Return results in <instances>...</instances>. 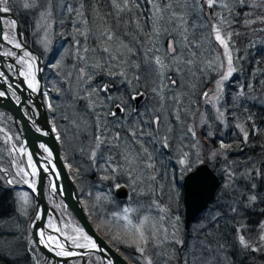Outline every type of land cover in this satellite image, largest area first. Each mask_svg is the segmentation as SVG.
I'll return each mask as SVG.
<instances>
[{
  "label": "snow or ice",
  "instance_id": "obj_1",
  "mask_svg": "<svg viewBox=\"0 0 264 264\" xmlns=\"http://www.w3.org/2000/svg\"><path fill=\"white\" fill-rule=\"evenodd\" d=\"M146 2L151 5L148 31H145V24L140 17L135 16V10L140 7L138 0H91V4L87 6L85 0H78V7L71 0H60V14L63 15L66 8L70 17L75 16L71 20L74 55L80 66L77 68L74 65L68 77L75 74L73 99L85 102V115L71 122L78 131L88 133V143L81 151L88 155L94 167H101L106 173H110L103 175L101 179L117 180L120 176L127 175L128 186L133 193L145 194L142 185L147 184V192L153 197L167 195L164 203L154 198L148 206L149 214L138 217L136 221L131 214L137 209L125 207L122 213H113L118 232L112 239L134 246L142 257L141 264H160L161 260L163 264H172L177 249L188 244L181 234L180 216L172 214L173 204L177 202L179 195L177 185L187 188L188 182L199 172V165L214 162L217 157L222 156L225 164L221 172L225 182L216 205L219 211L205 218L194 230V238L188 245L184 264H231L228 252L230 248H238L245 253L264 252V220L259 222L255 236L249 234L252 230L247 228L246 221L240 223L236 220L237 216L247 213L257 202L264 203V193L260 191V186L264 185V151L259 159L247 157L242 171L235 166L239 161H229L227 157L228 152L234 148L242 152L243 146L248 145V125H251L252 135L261 132L250 108L245 105L259 104L264 108V79H257L258 76H264V69H254L252 79L239 83L231 94L232 107L237 111L243 109L242 115L245 116L244 121L235 125L242 140L234 145L221 139L218 147L208 150L204 159V142L197 134L196 121L198 117L199 125H203L207 120L194 98L199 97L205 106L212 105L216 111L215 119L221 124L226 123L225 113L231 109L221 111L218 105L225 96L227 83L244 71L238 65L247 58L233 55L238 49L235 48L232 36L239 33L227 29L236 23V7L241 10L249 9L244 13L246 28L257 23L264 24V0ZM10 3L12 0H0V13L12 11ZM101 3L109 5L111 11H102L98 7ZM22 6L24 9L39 10L37 27L45 33L42 43L47 48L50 43L47 37L57 22L53 14L54 0H23ZM205 6L209 9L207 16L204 14ZM217 8L220 9L219 12L212 11ZM225 11L227 16L224 15ZM123 14H128L130 19L124 20ZM110 18L116 20L115 26L110 23ZM163 22L168 27H162ZM10 23L15 28L16 22ZM59 23L62 25L63 20ZM121 23L125 29L131 25L135 31L121 32ZM252 31L264 32V28ZM197 32H201V36L198 37ZM162 36H171V39L161 42ZM90 38L93 39V47L88 46ZM4 39L13 43L8 34H5ZM213 39L223 47L222 55L219 52L212 55L215 51L211 47ZM163 44H167V47L164 48ZM14 47L20 48L21 44L16 42ZM5 55L13 56L15 53L8 51ZM24 57L27 59L22 57L18 60V63L26 67V71H21L20 75L35 92L38 90L33 72L36 58L27 51ZM62 62V59L57 60L53 68L60 67ZM209 72L216 74L215 83L211 89L204 91L200 89V85ZM169 73H174L179 80ZM177 87L179 91H176ZM168 92L173 95H167ZM5 95V92L0 91V97ZM169 117H174L179 122L178 137L174 136L176 128ZM261 122L264 123V120ZM113 128L126 131L131 139L122 140L120 131L113 134ZM55 130L54 127L53 131ZM214 136L213 131H208L205 139H212ZM134 145H139V150ZM105 147L120 149L118 155L122 163L113 164L111 155L103 157L101 149ZM260 147L264 149V145ZM41 148L51 156L43 144ZM98 154L101 155L103 164H97ZM28 159L31 161L30 155ZM170 165L173 167L171 178L168 171ZM176 165L179 166L180 178L184 182L182 185L181 180L176 179ZM32 167L31 175L34 176L36 170L34 165ZM28 175L24 167L16 172V176L26 184L30 183L25 179ZM238 181H244L243 190L237 188ZM15 182V177L8 180V184ZM30 186L35 189L34 182ZM122 187L124 186L120 183L115 184L116 189ZM152 209H156L158 215H151ZM261 215H264V210ZM49 226H52L51 223ZM78 231L82 233L83 230ZM40 236L43 243L44 233L41 232ZM48 239L51 240L52 237L49 236ZM69 239L78 247H96L95 242L87 236H83V239L88 243L83 245L77 243L75 238ZM58 246L61 250L57 255H72L63 249V245ZM168 247L172 248L171 253L166 251ZM150 250L155 252L156 259L149 254Z\"/></svg>",
  "mask_w": 264,
  "mask_h": 264
},
{
  "label": "rangeland",
  "instance_id": "obj_2",
  "mask_svg": "<svg viewBox=\"0 0 264 264\" xmlns=\"http://www.w3.org/2000/svg\"><path fill=\"white\" fill-rule=\"evenodd\" d=\"M16 6L18 9H22V12L24 14H27L29 16V19L31 21L30 24V37L33 40L35 46L44 54L43 61L45 57H49V54L51 53V50L53 46L55 45V24L53 26V29L51 30L49 36L47 37L50 43L48 44V47L46 48L42 41L45 39V33L43 30L39 29L37 27V21L39 18V10L38 9H24L22 4L23 0H16ZM146 1V0H145ZM148 4V3H147ZM149 5V15L151 12V5ZM54 7L58 8V4H56V0H54ZM110 11V8L108 9ZM213 12L215 11L212 10ZM219 8L217 12H219ZM54 14V10H53ZM204 14L207 16L209 14V9L205 6L204 7ZM26 16V15H25ZM55 18V17H54ZM29 21V22H30ZM143 24H145V31H148L150 29V24L148 21H143ZM162 27H168L166 22L162 23ZM124 30H128L130 32H134V27L125 29V26L123 29H121V32ZM70 35L69 41L65 40L66 36ZM63 31L62 35L59 38V45H61L60 50L55 55L54 61L46 65V68H49V85L46 86L43 79L44 84V98L46 101L47 110L49 112L50 120L52 122L53 128L55 127V134L57 137L59 136V145H60V151L63 161L66 164V167L68 171L70 172L74 183L76 185V189L81 197V201L83 206L85 207L86 211L88 212V215L95 225L97 231L101 233L104 238L110 242L116 249H118L130 262L134 264H141L142 257H140V253L137 252L136 248L134 246H129L128 243L124 242H118L116 240L112 239L113 235H116L118 232L117 227V221L113 218V213H122V210L125 207H131L133 209H137L135 213H132V219L134 221L137 220L138 217L143 216L145 214H149V204L151 201L156 198L159 199L161 203H164L167 201V195L164 196H157L153 197L152 194L147 192V184L142 185V187L145 188V194L143 195H137L133 193L132 188L129 187V180L127 175L120 176L117 180H103L101 177L106 173L101 167H94L92 165V162L88 159V155L81 151L83 147H85L88 143V133L78 131L75 126L71 123L73 120H78L79 117H82L85 115V102L84 101H78L73 99V95L76 88V80H75V74L71 78L68 77V73L70 71H73V66L76 65L78 68L80 65L75 60V46H74V40H73V32L71 34H67ZM197 36H201V32H197ZM161 42H163L165 39H171V36L168 37H161ZM81 43L83 46V38H81ZM88 46L93 47L94 42L93 39L88 40ZM163 47L166 48L167 44H163ZM207 47V44L205 45ZM212 49L215 51L212 52V55H215L216 52H219L221 55L223 54V47L219 45L218 42L212 41L211 44ZM3 49L6 50V47L4 46ZM163 51V49H162ZM40 53V52H39ZM41 54V53H40ZM142 55V53H141ZM62 59V64L58 68H53V65L56 63L57 60ZM135 59V58H134ZM22 64V63H21ZM43 71V70H42ZM48 71V70H47ZM169 75H172L173 78H176L179 80L178 77L175 76L174 73H169ZM215 76L216 74L213 72H209L207 76L203 78V83L200 85V89L204 90L206 87H213L215 83ZM99 78L97 79V83H99ZM228 83H232L229 81ZM228 86V84L226 85ZM141 90H143L141 88ZM179 87H177L176 91H179ZM167 95L171 96L173 95L172 92H168ZM197 99L199 110L202 111L205 116L207 123L203 125H199V119L197 117V134L200 137L201 141L204 142V155L202 156V159L206 158L208 150L218 147L219 143L216 142V138H221V132L216 137V128L219 125L215 117H216V111L215 108H213L212 105L205 106L202 101H200L199 97H194ZM185 104H187V101H185ZM224 98L220 101L219 107L221 111H225L224 109ZM51 105V108L49 107ZM159 105H157L158 107ZM175 107V106H173ZM143 110V109H141ZM169 120L173 122V127L176 128V131L174 132V136L178 137L180 135V129H179V122H176L174 120V117H169ZM189 122H191V118H189ZM226 127V123L223 124L221 128L223 130ZM120 131L122 140L127 141L131 138L127 136L126 131H121L119 128H113L112 133ZM208 131H213L215 133V136L212 139L206 140V134ZM15 140V143L17 146L23 141L21 138L20 131L13 121L12 116L0 109V177L2 178L5 185L8 186H21L19 187V191L16 197L15 202V209L16 214H18L22 218L24 217V222L21 223V226L19 227V230H23L24 239L26 240V248L28 257L30 258L29 264H51V262H47L44 258V255L41 253V251L37 248V246L34 243L33 236L31 233V225L33 223L34 218V211H35V202H34V194L33 189L30 186L31 182H33L32 175H28L25 177V179L29 180L30 183H24L23 180L20 177L16 176V172L20 167H24L22 164V161L20 160L19 153L15 152V148L12 146L11 141ZM221 139H219V142ZM187 143V141H186ZM136 150H139V145H134ZM19 148V147H18ZM151 151V148H149ZM120 149L117 148H108L105 147L101 149V153L103 157H108L111 155L113 157V164H119L122 163L121 157L118 155ZM104 161L101 158V155L98 154L97 157V164H103ZM214 166V169L217 173H221V169L224 166L220 163L219 157L214 162H209ZM169 174L171 178V172L173 171V167L169 166ZM176 171V179H180L182 182V179L180 178V170L179 166H175ZM13 177L16 178V182L13 184H8V180L13 179ZM120 183L123 186H126L128 188V196L123 200H118L114 196V190H115V184ZM23 186V188H22ZM177 191H178V200L173 204L172 208V214L173 215H179L181 220V234L185 238V240L188 242V244L185 245L184 248H178L176 252V258L172 261V264H184V258L185 254L188 249V245L191 244V241L194 238V230L197 228V226L207 217L214 214L211 213L212 211H207L203 215V219H200L195 224H193L190 227V231L184 228V221H183V204H182V190L180 185H177ZM137 192H139V188L137 189ZM99 197V199H98ZM26 198V203H25ZM61 203V202H60ZM63 212H65V207L60 205ZM58 211V210H57ZM216 212V211H215ZM151 215L156 216L158 215V212L156 209L151 210ZM58 218L62 219V215L57 212ZM66 218H70L71 223L79 224L72 220L74 217L71 214L70 211H67L65 214ZM52 217L51 219L55 220V216L50 214ZM23 224V227H22ZM66 227L64 229V233L67 235L72 231V228H70V222L66 223ZM187 230V231H186ZM120 232L122 234V229H120ZM257 234V233H256ZM255 234V235H256ZM253 235V236H255ZM55 236V235H52ZM191 237V238H190ZM168 253L172 252V248L168 247L166 249ZM230 252V251H228ZM150 255L155 257V252L151 251L149 252ZM86 261V264H101V258L96 253H89ZM13 257V256H12ZM11 257V258H12ZM79 256L73 258L72 260H69L67 264H72V261H75L74 264H80ZM90 258V259H89ZM77 259V260H76ZM88 260L90 262L88 263ZM160 264H163V261H160Z\"/></svg>",
  "mask_w": 264,
  "mask_h": 264
},
{
  "label": "water",
  "instance_id": "obj_3",
  "mask_svg": "<svg viewBox=\"0 0 264 264\" xmlns=\"http://www.w3.org/2000/svg\"><path fill=\"white\" fill-rule=\"evenodd\" d=\"M4 19H12L16 22V36L22 48L12 46L4 39ZM2 45L13 49L16 55L14 57L5 55L1 49ZM23 49L36 57L38 90L35 92L28 87L25 78L20 75L21 67L16 62L17 57L22 55ZM41 68L42 56L25 42L21 26L15 14L11 11L8 13H0V73L3 74L0 75V91L6 93L5 96L0 97V109L8 112L12 116L13 121L20 131L21 138L28 147L31 158H33L37 168L34 191L35 214L39 212L40 205L42 208L38 224L36 222L31 228L34 243L44 255L46 261L51 262V264H67L69 260L77 256L84 258L85 255L78 253L73 256H60L51 249L44 247L39 240L38 230L41 227L43 228L46 218L50 213V208H48L45 197V180L51 174L56 199L60 200L66 206L83 231L98 246V250L93 249L92 251L98 253L103 261L109 264H133L97 231L82 204L73 178L62 159L57 135L53 131L50 123L44 98L45 91ZM209 89L211 88H207L206 90ZM42 144L48 149L51 156L48 155V152L46 153L44 151V148H41ZM40 155H44V157ZM42 160L47 161L48 171L46 172L42 169L40 163ZM198 167L199 172L188 182L187 188L183 187L184 228L187 230L190 224L207 209L221 184L219 176L208 162ZM185 175L189 174L186 173ZM127 195L128 191L125 187L115 189V196L118 199H124Z\"/></svg>",
  "mask_w": 264,
  "mask_h": 264
},
{
  "label": "trees",
  "instance_id": "obj_4",
  "mask_svg": "<svg viewBox=\"0 0 264 264\" xmlns=\"http://www.w3.org/2000/svg\"><path fill=\"white\" fill-rule=\"evenodd\" d=\"M16 0H12V3L9 4V7L16 14L21 27L25 33L27 42L38 52L44 56V54L35 46L33 40L30 37V24L31 21L27 14L22 12V9H18L16 6ZM74 6L78 5V0H71ZM140 7L135 10V16L140 17L141 22L148 21L149 16V5L145 0H138ZM56 4H58V8L54 7V17L57 21L55 23V45L53 46L49 57H45L43 61V79L44 83L49 85V68H46V65L54 61L55 55L60 50L61 45H59V38L62 35L63 31L67 34H71L73 32V25L71 20L75 19V16H69L64 9V14L61 15V7L60 0H56ZM85 4L90 5L91 0H85ZM101 7L102 11L109 12V5L101 3L98 5ZM218 8L215 9L214 12H217ZM220 10V9H219ZM111 11V9H110ZM238 15L235 16L236 23L233 24L228 31H232L233 33H239V35H233L232 41L235 42V48L238 51L233 53L234 56H246L247 58L238 65L243 68L244 71L236 74V76L231 79L232 83H227L225 96H224V109H231V111H226V127L223 130L222 125H218L216 128V137L221 132V138H216V144L219 143V139H222L225 143L228 144H238L242 140V135H240L239 130L235 127V125L239 122L245 120V116L242 115L243 109L237 111L232 107V97L231 94L238 88L239 83L245 80H251V73L257 67L264 69V32H254L252 29H260L264 28V24H254L250 28H246L244 26V13L248 12L249 9L241 10L239 7L234 9ZM86 14H89L86 12ZM26 15V16H25ZM224 15L227 16L228 13L225 11ZM123 19L128 20L130 16L128 14H123ZM60 20H63V24L59 23ZM30 21V22H29ZM110 23L115 26L116 20L114 18H110ZM130 25L128 28H131ZM124 28V24L121 23L120 31ZM125 31V30H124ZM226 36V33H225ZM70 35L66 36V41L69 39ZM69 41V40H68ZM259 53V55H257ZM255 57V59H253ZM257 61H260L257 64ZM48 70V71H47ZM257 79H264V76H258ZM245 107L250 108L251 113L254 116L255 123L260 128V134L252 135L251 134V125H248V130L250 131L249 143L248 145L243 146V151H239V149L234 148L232 151L228 152L227 157L229 161H239V164L235 165L241 171L245 167V161L247 157H252L255 159L260 158V154L264 149L260 147V145H264V123L261 121L264 120V108H261L259 104L255 106L252 103L246 104ZM219 161L221 164H225L224 157H219ZM224 181V174H221ZM260 184L259 181H257ZM237 188L243 190L244 181H238L236 184ZM221 188L218 192V199L220 198ZM19 191V187L8 186L5 185L2 178L0 177V264H29L30 258L27 253L26 240L23 236V230H19L21 223L24 222V217H20L16 214L15 202L16 197ZM260 191L264 193V185L260 186ZM19 194V193H18ZM218 199L214 201L207 211H212L211 213H215V211H219V208L216 207L218 203ZM264 210V203L257 202L256 205L247 213L242 216H237L236 220L240 223L247 222V228L252 231L249 233L250 235H255L257 233L258 224L260 221L264 220V215H261V211ZM206 212V211H205ZM201 217V216H200ZM199 217V218H200ZM203 217V216H202ZM198 219L197 221H199ZM196 221V222H197ZM194 222L193 224H195ZM25 225V223H23ZM22 224V227H23ZM192 224V225H193ZM190 231V230H189ZM191 238V237H190ZM228 251L231 257V262H236V258H238V264H264V252H243L238 248H230ZM13 256V257H12ZM12 257V258H11Z\"/></svg>",
  "mask_w": 264,
  "mask_h": 264
},
{
  "label": "bare ground",
  "instance_id": "obj_5",
  "mask_svg": "<svg viewBox=\"0 0 264 264\" xmlns=\"http://www.w3.org/2000/svg\"><path fill=\"white\" fill-rule=\"evenodd\" d=\"M17 59L20 60L19 57H17ZM19 65L21 67L20 72L21 71H26V67L23 64H19ZM12 68H13V66H12ZM33 72H34L35 79H36V67H35V64H34V67H33ZM26 82H27V80H26ZM27 84H28V82H27ZM205 89L206 88H204V91H205ZM50 123L52 125L51 120H50ZM218 124L223 126V124H221V123H218ZM11 143H12V146L15 148V152L19 153L18 155L20 157V160L22 161V164L24 165L25 162H26V164L24 165L25 170L29 174H31L32 171H33V167L32 166L33 165L35 166V162H34L33 158H31V161H29L28 157H29V155L31 156V153L29 152L28 147L25 145V142L22 141L19 144V146H17L16 143H15V140L12 139ZM40 156L44 157V155H40ZM40 163H41L43 171L44 172L48 171L47 161L46 160H42ZM209 164L214 168V166L211 163H209ZM35 170H37L36 166H35ZM217 175L219 176V178L221 180L220 187H222V185L224 184L223 177L221 176V173L220 174L217 173ZM33 178H34L33 180H34V184H35L36 175H34ZM31 183H33V182H31ZM53 185H54V182H53L52 175L49 174L48 178L45 180V197H46V200H47L48 208H50L49 209L50 213L48 214V216L46 218V221H45V223L43 225V228L41 227L38 230V237H39L40 242H41L40 233L41 232L44 233V238H43L44 242L41 243V244L44 247H46L48 249H51L56 254H57V252H59L61 250L58 245H63V249L65 251L72 253V255H69V256H73V255H75L77 253H82V254H85L84 256H87V254H89L90 252L91 253L95 252V251H92V250L93 249L94 250H98V246L97 245H96L95 248L90 247V246L89 247H78V246H76V244L73 243L72 239H69V237L75 238L77 243H79L81 245L88 243L85 239H83V236H87L88 237V235L84 231H82V233L80 231H78V230H80L82 228H79L77 226V224L71 223L69 226H70V228H72V231H70V233L67 234V235L64 233L65 232L64 229L67 228L66 227L67 226L66 223L70 222V220L68 218H66L64 213L62 214V219L58 218V215H57L58 211L57 210L59 209V211L61 213L62 208H59V202H58V200L56 199V197L54 195L55 194V190H54ZM126 189L128 191V188H126ZM218 192H219V190H218ZM218 192L215 194L214 199L209 204V207L214 201H216L218 199ZM41 208H42V206L40 205L39 212L34 215V218L32 220L33 221L32 225H35L36 222L38 224V220L40 219V214H41ZM208 210H209V208H208ZM206 212H204L199 219H203L204 217H202V216ZM50 214L55 216V220L51 219L52 217L50 216ZM38 215H39V219H37ZM50 223L52 225L51 227L49 226ZM56 229H59V231H57ZM52 235H55V236H52ZM49 236L52 237L51 240L48 239ZM60 256H62V255H60ZM235 261L236 262H234V263L231 262V264H238V258H236Z\"/></svg>",
  "mask_w": 264,
  "mask_h": 264
},
{
  "label": "flooded vegetation",
  "instance_id": "obj_6",
  "mask_svg": "<svg viewBox=\"0 0 264 264\" xmlns=\"http://www.w3.org/2000/svg\"><path fill=\"white\" fill-rule=\"evenodd\" d=\"M87 258H88V256H86L84 259L83 258H78L79 259V261H80V264H86V261H87ZM90 259V258H89ZM77 260V259H76ZM101 261H102V259H101ZM74 262L75 261H72V264H74ZM90 262V260H88V263ZM92 264V263H91ZM101 264H104L103 263V261L101 262Z\"/></svg>",
  "mask_w": 264,
  "mask_h": 264
}]
</instances>
